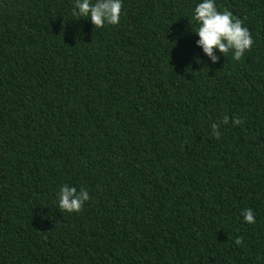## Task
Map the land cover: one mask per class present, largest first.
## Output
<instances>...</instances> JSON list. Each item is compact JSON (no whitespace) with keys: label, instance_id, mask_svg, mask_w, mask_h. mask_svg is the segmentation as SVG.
Returning <instances> with one entry per match:
<instances>
[{"label":"trees","instance_id":"1","mask_svg":"<svg viewBox=\"0 0 264 264\" xmlns=\"http://www.w3.org/2000/svg\"><path fill=\"white\" fill-rule=\"evenodd\" d=\"M0 264H264V0H0Z\"/></svg>","mask_w":264,"mask_h":264}]
</instances>
